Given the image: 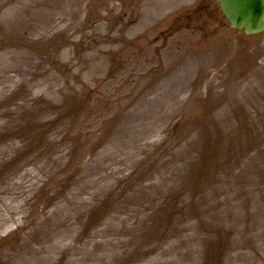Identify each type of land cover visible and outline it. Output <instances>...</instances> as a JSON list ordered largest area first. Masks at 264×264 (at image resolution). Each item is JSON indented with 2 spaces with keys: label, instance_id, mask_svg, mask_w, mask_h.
Returning a JSON list of instances; mask_svg holds the SVG:
<instances>
[{
  "label": "rangeland",
  "instance_id": "1",
  "mask_svg": "<svg viewBox=\"0 0 264 264\" xmlns=\"http://www.w3.org/2000/svg\"><path fill=\"white\" fill-rule=\"evenodd\" d=\"M0 264H264V32L0 0Z\"/></svg>",
  "mask_w": 264,
  "mask_h": 264
},
{
  "label": "water",
  "instance_id": "2",
  "mask_svg": "<svg viewBox=\"0 0 264 264\" xmlns=\"http://www.w3.org/2000/svg\"><path fill=\"white\" fill-rule=\"evenodd\" d=\"M232 28L254 34L264 29V0H216Z\"/></svg>",
  "mask_w": 264,
  "mask_h": 264
}]
</instances>
